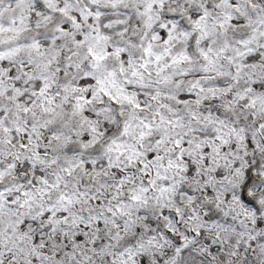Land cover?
Wrapping results in <instances>:
<instances>
[{
    "label": "snow or ice",
    "instance_id": "6c2138e0",
    "mask_svg": "<svg viewBox=\"0 0 264 264\" xmlns=\"http://www.w3.org/2000/svg\"><path fill=\"white\" fill-rule=\"evenodd\" d=\"M0 264H264V0H0Z\"/></svg>",
    "mask_w": 264,
    "mask_h": 264
}]
</instances>
